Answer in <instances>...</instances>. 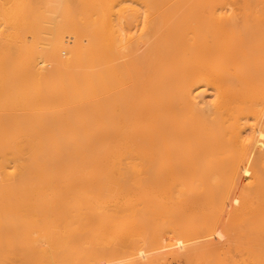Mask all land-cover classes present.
I'll use <instances>...</instances> for the list:
<instances>
[{
    "label": "bare ground",
    "instance_id": "6f19581e",
    "mask_svg": "<svg viewBox=\"0 0 264 264\" xmlns=\"http://www.w3.org/2000/svg\"><path fill=\"white\" fill-rule=\"evenodd\" d=\"M0 107V264H154L183 124L264 109V0H0Z\"/></svg>",
    "mask_w": 264,
    "mask_h": 264
},
{
    "label": "rangeland",
    "instance_id": "374dc122",
    "mask_svg": "<svg viewBox=\"0 0 264 264\" xmlns=\"http://www.w3.org/2000/svg\"><path fill=\"white\" fill-rule=\"evenodd\" d=\"M212 98L207 93L206 99ZM203 117L205 121H186L181 127L183 161H173L166 221L149 227L152 239L147 252L154 264H264V109L236 120L225 114ZM229 119L246 138L216 155L208 145L210 133L226 129ZM253 134L259 136L257 144L250 140ZM216 156L232 157L245 173L242 180L230 177L220 200L202 184L203 176L211 175ZM4 220L0 183V254L5 245ZM138 240L137 246L145 247L143 239Z\"/></svg>",
    "mask_w": 264,
    "mask_h": 264
}]
</instances>
